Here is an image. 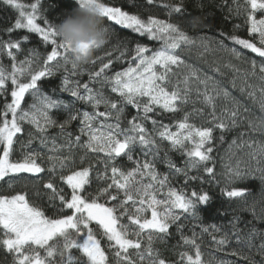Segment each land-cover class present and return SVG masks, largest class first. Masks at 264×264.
Masks as SVG:
<instances>
[{
    "label": "snow or ice",
    "instance_id": "snow-or-ice-1",
    "mask_svg": "<svg viewBox=\"0 0 264 264\" xmlns=\"http://www.w3.org/2000/svg\"><path fill=\"white\" fill-rule=\"evenodd\" d=\"M160 2L79 0L80 5L97 7L114 25L131 29L140 37L162 41V46L155 49L137 40L130 56L128 44L132 41H120L114 46L113 50L119 53L114 58L113 51H108L91 61L92 64L100 61L99 69L89 72V82L82 83L69 78L77 75L80 65L71 59L69 46L59 39L56 23L42 18L40 0L27 6L30 11L18 0H4L6 5L19 10V17L6 31L26 29L37 34L49 49L35 69L33 66L41 57L36 47L28 49L24 60L13 63L11 71L0 64V96L9 93V81L12 85L10 102L5 100L0 109V180L27 176L35 187L32 194H0V247L13 254V264H169L166 258H161L154 243L170 236L173 225L181 234L183 244L194 249L193 254L180 253L176 264H185V261L204 264L195 233L185 236L181 219H200L198 206L212 197L203 189H193L190 194L178 191L172 186V180L182 176L187 185L191 181H205L206 174L208 183L223 182L220 191L224 197L246 200L249 189L237 186L236 182L248 179L251 172L241 169L239 161L235 165L227 164L226 172L221 174L222 181L217 178L212 154L215 139L223 142L227 134L245 124L243 117L247 109L241 111L239 102L227 90L222 96L232 107L218 108L221 92L210 88L211 77L201 79L195 71L182 79L177 75L181 66L189 67L178 50L184 46L187 50L198 47L208 52L213 38L190 34L192 30L203 28V21L199 17L188 18L191 14L184 0L163 5L169 19L158 18L151 12ZM125 5L136 11L128 10ZM232 5L229 14L244 17L250 38L226 32H221L220 36L256 54L257 59L249 60L248 64L252 77L259 74L260 107L264 109V18L257 19L258 13L264 17V0H243V3L232 0ZM145 13H148L146 18ZM173 15L175 21L171 19ZM41 19L43 23L38 22ZM233 27L239 30L241 25ZM29 40V35L17 40H0V52L6 51L16 61L13 49L23 51L22 42ZM214 42L235 58L244 57L243 51L228 47L223 39ZM120 44L124 46L121 48ZM125 58L131 61L129 66L112 71L114 62ZM105 60L107 62H103ZM216 71L219 72V68ZM58 72L65 73L59 92L74 98L72 103L43 90L42 78L54 77ZM21 77H26V82H22ZM93 83L97 86H90ZM26 94L32 98L27 107L24 106ZM248 95L256 96L254 87ZM76 102L90 105L92 111L76 108ZM197 104L203 107H196ZM129 106L135 114L127 112ZM189 106L191 111L187 110ZM53 110H62L65 118L55 119ZM178 114L181 115L177 119ZM193 116L204 118L205 123L199 127L193 125L190 123ZM166 118L174 120L175 124L165 123ZM76 121L79 122L78 134L69 130ZM149 121L151 130L146 126ZM52 128L59 129L57 136L50 135ZM252 130L264 131V121L259 126L253 124ZM59 137H63L60 144L57 143ZM165 142L167 147H164ZM232 143L235 145L236 140ZM18 148L20 154L13 159ZM137 149L139 156L135 155ZM172 151L186 157L183 167L172 159L169 154ZM249 155L264 174L261 167L264 143L254 144ZM90 156L97 158L96 164L91 162ZM122 157L132 161L134 167L118 166ZM158 161L167 164L168 173L157 170ZM192 170H197L198 174H190ZM261 178L264 179V175ZM59 184L69 191L65 192ZM93 184L98 187L88 191ZM33 196L46 200L53 215L31 204ZM250 210L255 213L254 206ZM149 212L150 218L145 215ZM257 218H264V209ZM125 220L127 223H122ZM239 220V216H234L231 225L240 247L227 255L239 257L243 264H264V241L258 246L253 243L254 236H264V233L253 228L245 234L238 227ZM211 227L215 232L220 231L214 224ZM202 231L208 232L209 228L204 227ZM213 239L220 251L229 244L227 234ZM242 248H248L249 253H244ZM253 248L259 260L251 254ZM220 264H236V261L222 260Z\"/></svg>",
    "mask_w": 264,
    "mask_h": 264
},
{
    "label": "trees",
    "instance_id": "trees-1",
    "mask_svg": "<svg viewBox=\"0 0 264 264\" xmlns=\"http://www.w3.org/2000/svg\"><path fill=\"white\" fill-rule=\"evenodd\" d=\"M18 2L26 6L31 5L35 0H18ZM175 2V0H161L160 3L156 4L151 8V12L157 15L161 19H169L167 16V9L163 6L165 3ZM188 13L191 14L188 18L199 17L203 21V28H197L190 31L193 36L205 35L213 38V43H211L210 50L204 52L202 48L192 47L190 50L184 49L182 46L181 51L182 56L185 58L186 64L189 67L181 66L178 70L177 75L182 79L185 75H188L192 71H195L197 75L204 79L205 77H211L212 80L209 81L210 88L215 87L216 91L221 92V98L218 100V108H223L225 106L232 107V104L225 100L222 96L224 90H227L231 97L235 101L239 102L241 111L247 109L244 113L243 119L245 124L241 126L238 130L227 134L223 142L218 138L213 142V157L216 162V172L217 178L223 181V176L221 174L226 172L225 165L232 164L235 165L238 161L240 162V168L251 172L248 179L244 181H237V186L247 187L249 189V194L246 200H240L239 198H232L229 200L224 197L220 189L224 187L223 182L220 184L208 183L207 176L205 174V181H191L185 185L184 178L182 176L175 177L172 180V186L178 191L182 190L190 194L191 190L195 189L197 191L203 189L210 192L211 199L207 203H202L198 206V211L200 213V219H193L191 217H182L181 223L185 225L184 235L192 236L195 233L197 238V243L200 244L202 252V260L204 264H220V262L233 260L236 264H243V261L239 257L229 256L227 253L231 252L232 249L240 247L236 243V237L232 230L231 221L234 216H239L240 220L238 227L246 234L253 228L258 232L264 233V218H257L260 216L261 210L264 209V179H262V174L258 170V166L252 162L250 159V153L253 151V145L258 143H264V131L252 130V125L255 124L259 126L261 121H264V109L260 107L261 97L259 95V89L262 86L260 80L257 77H252L248 61L251 59H257V57L250 52V50H244L241 46L236 45L233 41L228 40L226 37H221V32H226L229 35L235 34L241 38H250V33L248 32V25L244 23L243 16L230 15L228 12L229 7H232V0H228L225 4L224 0H184ZM243 3V0H240ZM79 7L78 0H40V14L42 18H46L50 23H58L63 17L70 11L75 10ZM128 8V5H125ZM130 11H136V9L128 8ZM148 13H145L146 18ZM19 17V10H16L4 3V0H0V40L8 41L17 40L22 38L24 35H29L30 40L22 42L23 51L17 52L15 49L13 51L16 54V61H13L5 52H0V64L5 66L9 71L12 70V64L25 59L28 55V49L36 47L40 53L41 57L33 68H38L40 63L44 58V54L49 50L45 45L42 44L37 34L29 33L26 29H15L12 33L6 31L14 25L15 20ZM264 18L261 14H257V19ZM173 21L176 20V16L173 15L171 18ZM43 23V19L38 21ZM105 24L110 30V40L103 48L97 51L96 56H102L105 52L113 51V58L118 55L117 51H114V46L120 41L130 39L132 43L128 44L130 49L129 56L132 55L131 49L135 46V41L139 40L141 43L146 44L149 48L159 49L162 46V41H152L148 37H140L139 34L134 33L131 29H125L121 26L114 25V23L108 21L105 18ZM241 25L239 30L234 29V25ZM218 39H223L224 43L228 47H236L238 50L243 51L244 57L241 59L235 58L229 51L221 49L214 41ZM124 45L120 44L122 48ZM203 53V55H200ZM94 57V59H95ZM103 62H107L106 60ZM100 61L96 64L91 62L85 65H80L77 69V75L71 76L70 79H79L82 83H88V73L91 71H96L99 69ZM131 61L125 58L122 61H115L112 71H119L123 68L129 66ZM259 63V61H258ZM232 65L233 67H229ZM71 69V65H68ZM219 68V72L216 69ZM238 69V71H236ZM174 71H176L174 69ZM65 73L58 72L54 77L42 78V87L48 94L63 99L65 102L72 103L74 98H72L68 93H60L59 85L63 79ZM26 77H21L22 82H26ZM175 79V78H173ZM233 81L235 82V87H233ZM193 84L196 83L195 78H193ZM90 86L96 87L94 83ZM256 91V96H249L248 93L253 90ZM12 85L9 81V93L6 96H0V109H2L5 100L10 102V91ZM57 89L53 92V89ZM243 88L244 91H240ZM109 90L106 89V92ZM195 99V97H193ZM32 103V98L30 95L26 94V100L24 106L27 107L28 104ZM75 107L81 109L82 111H92L91 106L84 104L82 102H76ZM196 107H203L202 104H197ZM100 110H104V106L101 105ZM191 111V106L187 108ZM129 114H135V110L129 106L127 109ZM55 119L62 121L65 118V113L60 110H53L52 113ZM181 114L177 115V119ZM10 117V116H9ZM165 123H173L175 121H170L169 119L164 120ZM190 123L195 126H202L205 123V119L201 117L193 116L190 119ZM149 130H151L150 121L146 125ZM30 128L31 126H27ZM79 122H73L69 130L74 134H78ZM176 131V128H172ZM59 132L58 128L49 129L51 136H57ZM243 132L245 135L240 137V133ZM217 137L219 133L216 134ZM236 140V144L233 145L232 141ZM63 142V137L57 139V143ZM35 143V142H34ZM191 146V145H189ZM51 147V145H49ZM164 147H167V142H165ZM20 154L19 148L17 149V156L13 159L18 158ZM52 154V153H48ZM66 154V153H65ZM79 154H82V150ZM172 159L175 161L177 166L183 167L186 157L182 156L176 151L169 153ZM139 156V149L135 154ZM89 159L93 164H96V157L90 156ZM161 159H163V154H161ZM118 166H122L126 169L134 167L132 161H128L126 157H122L118 161ZM102 170V165L98 166ZM157 170L161 173H168V166L165 163L157 162ZM264 167V165H261ZM192 175H197V170H192ZM59 187H64L65 192H68L63 184H59ZM98 185L93 184L88 191H94ZM35 187L34 182L29 180L27 176L23 179L20 177H6L4 180H0V194L12 195L17 192H26L29 194L34 193ZM160 198H163L162 196ZM103 202V201H101ZM30 203L33 205L40 206L46 211L49 216L53 215V212L49 208L46 200H37L34 196L30 199ZM254 206L255 213L250 210ZM150 218V212L145 214ZM122 223H127V221H122ZM216 225L220 229L219 232H215L212 229V225ZM204 227L209 228L208 232H203ZM171 235L168 236L164 241L157 240L154 243V247L157 248L161 253V258H166L169 264H176L180 260V253L187 252L188 254H193L194 249L191 246L184 245L181 240V234L176 231V226L173 225L170 229ZM227 234L229 237V244L224 246V250L220 251L213 237L218 240L221 236ZM264 241V236H254L253 243L259 245ZM103 243V241H102ZM244 253H249L248 248L241 249ZM75 252V250H74ZM251 254L255 255L256 259L259 260V254L256 252L255 248L251 250ZM44 253L41 251V256ZM0 264H13V254L8 253L5 249L0 247ZM185 264L187 262L185 261Z\"/></svg>",
    "mask_w": 264,
    "mask_h": 264
},
{
    "label": "clouds",
    "instance_id": "clouds-1",
    "mask_svg": "<svg viewBox=\"0 0 264 264\" xmlns=\"http://www.w3.org/2000/svg\"><path fill=\"white\" fill-rule=\"evenodd\" d=\"M56 29L59 39L69 46L71 59L79 65L90 63L111 38L105 17L95 6L79 4L56 23Z\"/></svg>",
    "mask_w": 264,
    "mask_h": 264
},
{
    "label": "water",
    "instance_id": "water-1",
    "mask_svg": "<svg viewBox=\"0 0 264 264\" xmlns=\"http://www.w3.org/2000/svg\"><path fill=\"white\" fill-rule=\"evenodd\" d=\"M254 54V53H253ZM256 56V54H254Z\"/></svg>",
    "mask_w": 264,
    "mask_h": 264
},
{
    "label": "rangeland",
    "instance_id": "rangeland-1",
    "mask_svg": "<svg viewBox=\"0 0 264 264\" xmlns=\"http://www.w3.org/2000/svg\"><path fill=\"white\" fill-rule=\"evenodd\" d=\"M11 117H9V119H10Z\"/></svg>",
    "mask_w": 264,
    "mask_h": 264
}]
</instances>
